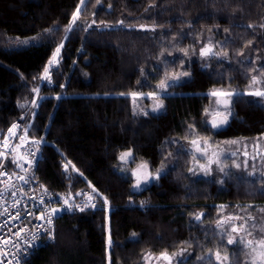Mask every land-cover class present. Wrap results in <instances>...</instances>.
Instances as JSON below:
<instances>
[{"label":"trees","instance_id":"16d2710c","mask_svg":"<svg viewBox=\"0 0 264 264\" xmlns=\"http://www.w3.org/2000/svg\"><path fill=\"white\" fill-rule=\"evenodd\" d=\"M80 6L0 0V138L28 113L25 129L42 140L44 155L30 173L37 189L101 203L59 217L54 242L27 264H144L146 255L164 252H182L177 264H216L217 251L246 264L250 249L227 243L235 224L226 220L251 215L246 227L264 235V162L234 168L223 155L224 166L199 172L186 144L195 139L226 152L236 141L252 151L264 137V97L249 95L252 76L264 90V0H86L66 32ZM61 43L58 63L49 66ZM209 45L220 57L200 55ZM45 67L51 83L41 79ZM166 76L171 87L162 91ZM216 90L236 93L218 130L209 123ZM131 92L143 95L134 102ZM150 92L163 109L144 114ZM128 150L131 165L162 171L139 192L121 171Z\"/></svg>","mask_w":264,"mask_h":264},{"label":"built area","instance_id":"2783aa9c","mask_svg":"<svg viewBox=\"0 0 264 264\" xmlns=\"http://www.w3.org/2000/svg\"><path fill=\"white\" fill-rule=\"evenodd\" d=\"M27 115L28 113H25L14 123L19 125L14 130L15 136H11L7 131L0 138V152L5 153L4 156H0V165H2L0 172L4 173L0 175V193H2L0 195V264H27L40 246L53 241L54 227L59 217L81 211L76 207L77 205H95V207H85L84 210L96 209L100 206L94 198L88 201L89 198L55 196L37 189L30 173L44 158L42 140L28 136L25 129ZM20 137L24 139L21 140ZM37 140L40 141L39 144L35 143ZM5 141L7 148L4 147ZM17 164L22 167H18ZM20 176L29 182L24 183ZM65 199L68 200V205L64 203ZM41 200L44 201L43 204L40 203ZM69 205H71L70 210ZM52 208L60 211L51 216L52 223L49 225L46 222L47 215L44 220L39 217L42 211L47 214ZM5 209L8 211L5 212ZM17 213L19 216L16 215ZM5 240L8 243L5 244Z\"/></svg>","mask_w":264,"mask_h":264},{"label":"snow or ice","instance_id":"6c2138e0","mask_svg":"<svg viewBox=\"0 0 264 264\" xmlns=\"http://www.w3.org/2000/svg\"><path fill=\"white\" fill-rule=\"evenodd\" d=\"M100 0H97V3H99ZM86 3V0H80V4L83 5ZM81 12V8L78 7L76 9V12L73 14L72 16V21L71 23L69 24L68 28L65 30L66 32L68 31H72V27L73 25L76 23L77 19L79 18V14ZM93 23H95V21H93ZM120 23H123V21H121ZM89 27H91V25H89ZM142 28L144 27L143 25L141 26ZM262 27H264V25H262ZM151 30H155L154 28L151 29ZM24 43H27L26 41ZM63 47V44L61 43L58 47H56L55 49V52L53 53L52 55V58L49 60V66H52V65H55L58 63V57H59V53L61 51V48ZM185 51V54H187V50H184ZM200 55L201 56H204V57H207V56H219L220 53H217V52H213L212 48L210 46H205V47H202L201 50H200ZM225 56H227V53L225 52L224 53ZM180 75H184V76H187L188 73L187 72H183L181 74H178V75H174L171 77V80L175 81V80H179L180 78ZM260 76H264V70H261L260 73H259ZM41 79H45L47 80L49 83H51V74H50V69L49 67H45L44 68V71H43V75L41 77ZM259 78L258 76H252L251 77V84H250V88L253 87L254 85H256L257 83H259ZM157 87L159 89H161L162 91H166L169 87H171V82L169 80V78L166 76L165 79H162L159 84L157 85ZM34 91H36L37 93L39 92V89H34ZM123 95V93H122ZM128 95H130L134 102L136 100V98L142 96L143 94L142 93H138V92H131L129 93ZM210 95L214 96V97H231L233 95H236L235 93L233 92H230V91H212L210 93ZM249 95H254V96H259V97H264V90H261V89H255L254 91H251L249 92ZM148 96L149 97H154L157 99V104L156 106L153 108V111H156L157 109L159 108H162L163 107V102L162 100L159 99V93L157 92H150L148 93ZM219 102V101H218ZM225 107L227 108L230 101L228 99H225L223 101ZM36 106V105H34ZM217 115H220L221 113L217 112L216 113ZM230 115V111L228 113ZM227 122V115L224 116V120L221 121V123H226ZM214 128L218 127V125L216 123H213L212 125ZM19 125H16V124H13L12 127L8 130L9 131V134L11 136H15V129L18 128ZM19 139L23 140L24 137H20ZM36 144H39L40 141L37 140L35 141ZM191 143L193 145H196L197 146V150L198 151H203V148L199 145L198 141L193 139L191 141ZM230 143H237L236 141H231ZM7 141H5V144H4V147L7 148ZM5 153H2L0 152V156H4ZM132 155V153L129 151V152H124V153H121L120 155V160L122 162H127L126 161V158L127 157H130ZM234 155V153H233ZM195 159V157H194ZM14 163L16 161H13ZM212 161H209V163H211ZM71 164V161H68L65 163L64 165V169L65 171L68 170V166ZM18 167H22L21 165L17 164ZM201 168H205V166L203 164L200 165ZM236 167H240L241 165H235ZM0 167H2V165H0ZM73 170L74 171H78L75 169V166L73 165ZM245 167H247V162H245ZM141 168L143 169H146L147 168V164H142L141 165ZM221 171H223V168L220 169ZM205 171H208V169L205 168ZM250 175L253 174V173H249ZM0 175H4V173L0 172ZM132 175L134 177H136V183L133 185L134 188L136 189H139L141 187V176L136 172L134 171L132 173ZM151 174L150 173H146L144 176H143V181L144 183H147L148 182V176H150ZM261 175H264V173H261ZM159 176V173H157V176L156 178H158ZM21 180L24 181V183H28L29 181L27 179H25L23 176H20L19 177ZM43 187V186H41ZM47 190L45 189V192ZM93 192H96V189L93 188ZM0 195H2V193H0ZM13 195H15V193H13ZM76 195H81V193H77ZM93 197L89 196V200H91ZM18 203V201H17ZM41 204L44 203L43 200L40 201ZM64 203L66 205H68V200L65 199L64 200ZM104 203L107 204L108 201H107V198H104ZM95 207L94 204H85L83 206H80V205H77L76 207H79L81 211L84 210L85 207ZM71 208V205H69V210ZM5 212H7L8 210L5 209L4 210ZM58 211H60V209H57V208H52L50 210L49 213L45 214L43 211L41 212V215L39 217V219L41 220H44L45 219V216L47 215L48 219H47V223L50 225L52 223V219H51V216L55 215ZM17 216H19V213L16 214ZM202 218V214L201 215H197L195 217V219L197 221H200ZM229 220L231 219H237V220H241L243 221L242 223H240L239 225H232L231 228H230V232L231 233H236L237 235L236 236H232L229 234V237H228V240H227V243L228 244H239V245H242L244 248L246 249H250V251L248 252H245V255L246 256H249V261L246 262V264H264V235H261L260 237H255L253 235V232L251 230H249V227L250 228H255L256 225L255 224H252L250 225L249 227H246V225L248 224V221L250 220H254L255 218L252 217L251 215H248L247 217H240V216H235V217H228ZM222 223V221H217V224L218 226ZM260 232L264 233V225H262L260 227ZM245 233V235L241 236L240 234L241 233ZM248 237H252L251 239H248ZM35 238V237H34ZM4 243H8L7 240L4 241ZM109 244H110V241H109ZM16 247H19L18 245H15ZM175 255H182V253L180 254H173V256ZM212 253H210V257H211ZM215 255V258H216V261H217V264H225V261H227L229 258L227 256H221V253L219 251L215 252L214 253ZM173 256H169V254L167 252H164V253H161V258L165 259V260H168L169 261V264H171V260L173 258ZM200 259H204L203 257H200Z\"/></svg>","mask_w":264,"mask_h":264},{"label":"rangeland","instance_id":"374dc122","mask_svg":"<svg viewBox=\"0 0 264 264\" xmlns=\"http://www.w3.org/2000/svg\"><path fill=\"white\" fill-rule=\"evenodd\" d=\"M82 6L83 5H81L80 8ZM210 47L212 48L213 52H217L218 53V51H216L215 48L212 45ZM217 57H220V55L217 56ZM255 89H260L259 83L255 85L254 90ZM216 91H221V90H216ZM234 96L235 95H233L231 97H223V96H221V97H214L213 96L215 99H214L213 108H211L209 110V114H210L209 123H210L211 126L213 125V123H216L218 125V127H216V128H214L212 126L214 129H217L218 130V129L225 128L227 126V124H228V122H229V120L231 118V115H232V112H231L230 107H231L232 99H233ZM144 97L145 98L152 99L148 95H144ZM225 99H228L230 101V103H229V105H228L227 108L225 107V105L223 103V101ZM157 102H158L157 99H155V98L152 99L151 100V104H149L144 109H142V112L144 114H147V113H158V112H160L163 109V107L157 109L156 111H153V108L156 106ZM229 111H230V115L228 114ZM217 112H219L221 114L220 115H217L216 114ZM225 115H227V122L226 123H221V121L224 120V116ZM198 143L203 148V151H198L197 150V146L196 145H193L191 142L186 144V149L189 150V151H191L192 153H194V155L196 157L195 158L196 159L195 162H196V165H197L196 168H197V171H199V172H207V171H205V168H206V169H208V173H209L213 169H216L217 168L216 165L220 167V165L222 163H223V166H224L226 160H223L222 161L223 155H227L228 158L229 157H231V158L233 157L232 158L233 160L230 161V162H232V165L234 166V168H242L243 166H245V162L248 163V161H250V160H254V161L261 160V162H264V137H262L260 140H258V143H255L252 146L253 147L252 148V151H248L246 149V147H247L246 145L247 144L244 145V143H241V144H235L234 143L232 145H229V150L226 151L227 153L229 152L228 154H226V152H225L224 149H223L224 151H222V148H220V147H211V148H209V147H206L207 145L205 146V142L198 141ZM190 144H192V145L189 147ZM129 151L132 153V155L130 157H127L126 158V161L127 162H122L120 160V162L122 163L121 171L122 172H125L126 174L131 175L133 177V179H134V184L136 183V177H134L132 175V173L134 171H136L141 176V187L139 189H136V188L133 187L134 191L139 192V191H142L143 189L147 188L148 186H150L154 182H157L159 180V177L162 174V171L157 172V173H159V176H158V178H156L157 173L151 172L148 165H147V168L146 169L141 168V165L142 164H145V162H141V163H139L137 165H131V162L133 161V156L134 155H133V152L131 150H128V151H125V152H129ZM233 153H234V155H233ZM207 161L208 162L209 161H212V162L209 163V164H207ZM201 164H203L205 166V168H201V166H200ZM235 165H241V166L240 167H236ZM213 167H215V168H213ZM146 173H150L151 175L148 176V182L147 183H144L143 176ZM208 176H213V175H208ZM88 201H90V200H88ZM100 206H101V203H100ZM226 222H233L235 225H239L243 221H241V220H235V219L229 220L227 218ZM236 235L237 234L235 233L233 236H236ZM240 235L243 236V235H245V233L242 232ZM52 240H53L52 242H54V239H52ZM109 241H110V239H108V248L110 246ZM52 242H50V243H52ZM232 245H234V244H232ZM178 254H180V253H178ZM169 256H173V254H169ZM221 256L223 257V255H221ZM181 258H182V255H175V256H173V258L171 260V264H177V262L179 260H181ZM214 259L216 261L215 255H214ZM144 264H169V261L161 258V255L148 254L144 258ZM216 264H217V261H216ZM225 264H230L229 263V259L227 261H225Z\"/></svg>","mask_w":264,"mask_h":264}]
</instances>
